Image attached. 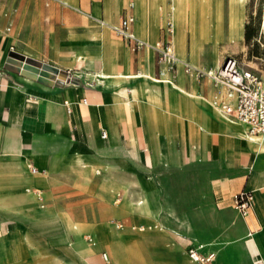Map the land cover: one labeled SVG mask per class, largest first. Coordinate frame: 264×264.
I'll list each match as a JSON object with an SVG mask.
<instances>
[{"label": "crops", "instance_id": "obj_1", "mask_svg": "<svg viewBox=\"0 0 264 264\" xmlns=\"http://www.w3.org/2000/svg\"><path fill=\"white\" fill-rule=\"evenodd\" d=\"M247 1L0 0V264H99L103 245L118 264H154L137 235L104 223L141 206L98 213L86 205L136 189L147 201L142 213L166 224V181L145 175L170 170H188L204 189L191 196L181 234L200 240L213 264H264V139L246 136L247 126L215 108L222 91L208 79L181 66L161 76L154 49L136 50L111 28L130 14L137 38L170 41L179 58L215 69L220 45L244 38ZM12 51L69 79L49 86L10 72ZM243 190L252 193L247 217L233 208ZM205 207L213 209L206 220L213 234L202 236ZM88 231L95 241H85Z\"/></svg>", "mask_w": 264, "mask_h": 264}, {"label": "rangeland", "instance_id": "obj_2", "mask_svg": "<svg viewBox=\"0 0 264 264\" xmlns=\"http://www.w3.org/2000/svg\"><path fill=\"white\" fill-rule=\"evenodd\" d=\"M244 13V38L235 42L228 40L224 41V43L220 45L221 58L227 55L236 57L244 68L257 72L264 82V30L262 28L264 20V0H248L244 7ZM76 67L77 69H85L81 66ZM81 77L84 78L85 75L79 74L77 78ZM34 81L38 82L37 80ZM146 174L147 175H144L147 180L153 178L156 182L158 180L166 181L165 191L161 192L167 205V214L164 213L163 215L166 218V224L163 223L162 219L160 221L151 219L146 214L142 213V211L138 208L136 211H133L135 213H123L118 216H109L104 219V223H107V225L112 227V229L118 234L130 232L137 235L139 239L142 240L137 244V247L140 252L154 264H158L164 260H176L180 263H184L186 261L191 264H197L189 257V250L192 247L198 249L199 251H206L208 253H211V251L207 250V248L200 243V240L186 238V235L183 236L181 234V229L183 228L181 220H183L184 216H187L191 210V196L195 193L204 192V189L198 185L193 186L191 183L193 177L189 175L188 170H182L181 173L170 170L166 172V175L160 174L161 176L158 175V177L156 175L153 176L150 171H147ZM154 194L155 193L153 191H150L148 193L149 198L151 199ZM92 196L93 195L91 193L87 194V197ZM124 196V191L120 190L115 194L112 201L104 197L100 198V201L97 202L87 200L86 211L89 212L90 210H94L95 212L102 213L106 211L110 204H113L119 206V213H121L122 211H127L123 207L125 203L140 206V203L143 201L142 198H139V193L136 189L129 192L125 198ZM233 208L236 213H238L234 204ZM211 211H213V209H210L209 207L204 208L202 221L198 225L199 235H211L212 231L210 230L212 228L208 227L206 223L207 218H211ZM117 223H121L123 227L118 229L116 226ZM93 232H85V241H89L90 238H92V241H95L96 238L94 237ZM166 233L173 234L174 239L166 241L158 239V236ZM219 236L220 234H218L216 238ZM180 242L183 244V253L181 252V254H178L177 247ZM104 251L108 253L111 264H118L116 255H113L110 252L107 245L101 246L98 250L97 260L99 261V264H108L101 257V254Z\"/></svg>", "mask_w": 264, "mask_h": 264}, {"label": "built area", "instance_id": "obj_3", "mask_svg": "<svg viewBox=\"0 0 264 264\" xmlns=\"http://www.w3.org/2000/svg\"><path fill=\"white\" fill-rule=\"evenodd\" d=\"M134 17L125 14L118 25L111 28L122 38L134 44V49L139 50L149 47L157 53V64L160 75L167 72H175L179 65L187 74H193L196 78H206L216 87L220 88L222 94L215 98L214 105L227 118L238 121L247 126V131L253 136L264 139V82L260 75L251 69L244 68L238 59L227 55L221 64L215 69H202L192 65L189 61L179 58L170 41H158L155 44L137 38L131 27ZM168 31L173 32V24L168 23ZM169 82V80H164ZM64 82L67 81H58ZM92 87L93 83L87 84ZM106 136V134H103ZM234 205L237 212L242 217H247L252 210V193L241 191L234 198ZM117 228L123 227L117 223ZM89 242H93L90 238ZM190 259L197 264H213L215 256L213 254L204 255L198 249L189 250ZM102 258L111 264L109 255L104 252Z\"/></svg>", "mask_w": 264, "mask_h": 264}, {"label": "water", "instance_id": "obj_4", "mask_svg": "<svg viewBox=\"0 0 264 264\" xmlns=\"http://www.w3.org/2000/svg\"><path fill=\"white\" fill-rule=\"evenodd\" d=\"M5 69L49 86L69 79V72L14 51L9 54Z\"/></svg>", "mask_w": 264, "mask_h": 264}, {"label": "bare ground", "instance_id": "obj_5", "mask_svg": "<svg viewBox=\"0 0 264 264\" xmlns=\"http://www.w3.org/2000/svg\"><path fill=\"white\" fill-rule=\"evenodd\" d=\"M131 6H133V4H131ZM109 19H110V18H109ZM262 28H263V30H264V20H263ZM148 44H149V43H148ZM174 52H175V51H174ZM175 54H176V53H175ZM176 55H177V54H176ZM84 58H85V60H86L87 63H90V62H91V58H86V57L81 56L79 59L82 60V59H84ZM197 63H198V62H197ZM179 66H180V65H179ZM101 75L104 76V74H101ZM111 75H112V74H111ZM25 78H26V77H25ZM28 79H29V78H28ZM99 79H100V78H99ZM31 80H32V79H31ZM98 81H99V80H98ZM161 81H163V80H161ZM169 82L171 83V81H169ZM90 83H91V82H89V84H90ZM107 83H108V82H107ZM109 84H110V83H109ZM213 105H214V102H213ZM214 106H215V105H214ZM215 108L220 112V110L218 109V107L215 106ZM230 120H232V119H230ZM233 121H235V120H233ZM236 122H238V121H236ZM239 123H240V122H239ZM246 136H253V135H251L250 133L247 132ZM36 172H37V171H36ZM36 172H35V173H36ZM145 204H146V202L141 203V205H140V206H141V207H140L141 210H145V208H144V207H145ZM78 227H79V226H73V228H75V229H78Z\"/></svg>", "mask_w": 264, "mask_h": 264}, {"label": "trees", "instance_id": "obj_6", "mask_svg": "<svg viewBox=\"0 0 264 264\" xmlns=\"http://www.w3.org/2000/svg\"><path fill=\"white\" fill-rule=\"evenodd\" d=\"M247 37H248V35H247Z\"/></svg>", "mask_w": 264, "mask_h": 264}]
</instances>
